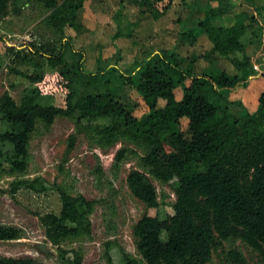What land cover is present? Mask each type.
Segmentation results:
<instances>
[{
    "label": "trees",
    "instance_id": "trees-1",
    "mask_svg": "<svg viewBox=\"0 0 264 264\" xmlns=\"http://www.w3.org/2000/svg\"><path fill=\"white\" fill-rule=\"evenodd\" d=\"M17 1L44 7L49 13L42 24L56 38L41 36L22 50H12L14 58L34 63L37 71L29 74L11 68L34 86L26 90L20 101L9 92L0 97V170L25 173L30 142L39 124L47 128L60 116L71 117L78 132L88 123L103 147L121 139L144 147L142 166L157 180L175 184L173 213L165 218L148 213L141 217L134 226L141 259L123 249L124 264H207L214 248L230 239L242 240L264 261V91L255 113L249 112L242 102L228 98L231 91L248 87L257 76L250 56L233 59L240 72L235 75L226 71L196 75L194 61L187 62L171 49L149 53L127 73L112 65L88 72L84 52L73 47L65 32L68 26L83 30L80 18L88 0H0V22L9 15L12 2ZM134 2L142 8L141 13H150L156 19L169 7L160 10L153 0ZM225 9L210 6L199 20L198 29H182L180 40L193 44L206 34L213 44L205 55L207 59L245 53L243 37L249 26L239 20L231 26L217 24L216 19ZM15 11L18 14L21 8ZM122 19L118 12L115 39L132 37L134 24L123 25ZM42 62L51 68L62 67L47 75ZM261 74L264 77V66ZM125 84L135 88L149 108L141 117L134 114L136 104L131 101V106L122 98ZM179 87L183 89L180 99L176 97ZM57 93L64 95L65 106L44 101ZM160 99L165 105L160 106ZM232 105L242 108L238 116ZM182 119L188 120V133L182 129ZM75 137H69L71 147ZM164 139L172 151L166 149ZM133 152L120 149L116 163ZM127 182L133 195L148 208L160 205L157 189L147 173L133 169ZM21 188L37 194L53 189L59 194L60 211L40 215V222L63 259L72 251L73 259L68 261L83 264L78 251H68L61 245L69 238L91 234L96 200L74 195L63 185L50 186L43 177L15 180L11 193L16 194ZM22 237L21 228L0 224V241ZM108 245L110 249L113 243ZM228 256L233 264H247L239 250L229 251ZM0 264L44 263L33 257L1 256Z\"/></svg>",
    "mask_w": 264,
    "mask_h": 264
},
{
    "label": "rangeland",
    "instance_id": "rangeland-1",
    "mask_svg": "<svg viewBox=\"0 0 264 264\" xmlns=\"http://www.w3.org/2000/svg\"><path fill=\"white\" fill-rule=\"evenodd\" d=\"M158 9L169 5L164 15L154 18L150 13H141L142 8L134 0H88L81 13L83 30L72 27L65 28L73 47L85 54L84 67L88 72L109 65L118 66L120 71H131L137 61L160 49L175 50L187 62L193 60L196 75L203 71L215 73L226 71L230 75L239 74L233 59H241L245 54L250 56L251 64L257 72L248 87L237 88L228 94L235 102H242L249 112L255 113L259 107V96L264 91V77L261 74L264 58V0H153ZM225 6L224 12L216 19V23L231 26L237 21L248 25L243 37L246 52H236L232 56L205 55L213 44L206 34H202L193 44L180 40L182 29H198V22L209 7ZM21 11L17 14L16 8ZM121 12L123 25L133 23L132 37L115 39L118 24L116 15ZM48 11L37 3L12 2L9 15L0 22V97L9 92L20 101L28 88L34 84L17 75L11 68L33 74L34 63L21 58H14L12 50H22L23 46L40 37L56 38L44 25L43 20ZM58 38V37H57ZM25 52H27L25 50ZM35 60H39L34 57ZM43 63V62H42ZM62 66L51 68L43 63L45 74H52ZM190 81H187L189 84ZM118 86V83H116ZM124 101L136 104L134 114L141 117L149 108L142 96L131 85H122ZM182 87L176 89V97L180 99ZM44 101L65 106L64 95L57 93ZM132 101V102H131ZM159 100L160 106L165 105ZM238 116L241 109L237 105L231 107ZM78 132L76 122L67 116L58 117L47 128L39 124L32 135L29 147L28 168L25 173L10 174L0 170V224L16 226L22 229L23 237L16 240L0 241V257H33L44 264H71L70 251L67 259H63L60 250L50 242L45 228L40 222V215L47 212L58 213L61 208L59 194L51 189L37 194L21 188L16 194L11 193V184L21 178L43 177L50 186H65L72 194H83L88 199L96 200L91 214V234H82L69 238L62 243L66 250L75 249L82 255L83 264H124L123 252L141 259L134 237V226L141 217L148 213L165 218L173 213L176 201L174 183H163L152 177L142 166L141 157L145 154L142 146L129 140L121 139L118 143L103 147L99 145L97 134L87 126ZM95 124V123H94ZM94 124H92L94 126ZM188 120L182 119V129L188 133ZM264 128V126H263ZM75 134V143L71 147L69 137ZM168 151L172 148L164 139ZM122 148L134 151L127 154L119 164L116 154ZM138 169L149 175L158 192L160 205L148 208L144 202L135 197L129 188L127 177L131 170ZM163 238L166 235L163 234ZM46 243L48 253L41 252L37 245ZM113 243L110 249L108 244ZM239 250L247 264H264L259 252L249 247L240 239H230L216 246L212 259L207 264H233L228 253Z\"/></svg>",
    "mask_w": 264,
    "mask_h": 264
},
{
    "label": "water",
    "instance_id": "water-1",
    "mask_svg": "<svg viewBox=\"0 0 264 264\" xmlns=\"http://www.w3.org/2000/svg\"><path fill=\"white\" fill-rule=\"evenodd\" d=\"M37 248H38L41 252H44V253H48V252H49V249H48L46 243H39V244L37 245Z\"/></svg>",
    "mask_w": 264,
    "mask_h": 264
}]
</instances>
